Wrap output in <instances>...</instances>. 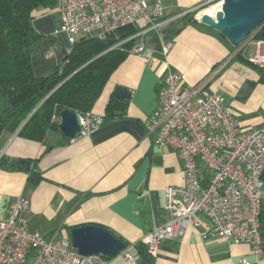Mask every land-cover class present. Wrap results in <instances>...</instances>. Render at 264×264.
Instances as JSON below:
<instances>
[{
    "label": "crops",
    "instance_id": "0c3cea01",
    "mask_svg": "<svg viewBox=\"0 0 264 264\" xmlns=\"http://www.w3.org/2000/svg\"><path fill=\"white\" fill-rule=\"evenodd\" d=\"M148 1H160L165 18L173 19L214 0ZM187 20H167L143 38L135 36L136 26L78 38L106 40L115 46L133 43L91 112L104 118V123L90 136L69 143L57 132L36 142L21 137L20 129H6L0 138V158L13 170L0 167V222L7 218L13 201L22 197L31 202L27 217L32 230L70 239L74 228L103 227L122 239L130 252L141 255L139 264H236L242 258L264 264V255L254 254L246 244L205 238L203 226L191 227L183 238L161 241L156 256H143L137 248L171 220L166 190L185 180L176 151L157 146L146 129L147 120L160 107L159 91L170 72L182 73L189 86L205 81L209 90L225 98L244 131L264 130V68L250 64L255 53L252 41L235 48L218 31ZM32 25L41 36L33 48V72L46 77L64 65L73 46L59 32L56 9H38ZM141 45L143 52L136 53ZM118 87L128 90L130 99L116 100ZM111 100L126 109L114 111L105 122ZM27 161L43 177L37 185L29 181L27 171L18 169ZM261 235L264 251V197ZM113 262L122 264V257Z\"/></svg>",
    "mask_w": 264,
    "mask_h": 264
},
{
    "label": "built area",
    "instance_id": "2783aa9c",
    "mask_svg": "<svg viewBox=\"0 0 264 264\" xmlns=\"http://www.w3.org/2000/svg\"><path fill=\"white\" fill-rule=\"evenodd\" d=\"M223 1L214 0L173 19L165 18L160 1L148 0H61L56 13L61 19L59 32L73 46L79 37L98 31L112 33L127 26H136L135 36L143 38L167 20L193 13L201 23L202 16L215 15ZM260 30L253 35L255 53L250 64L264 68V39L256 38ZM143 50L141 45L135 52ZM159 102L146 129L154 135L157 146L176 151L184 164L185 180L183 185L166 190L171 220L145 238L149 255H157L161 241L183 238L193 226H203L205 238L246 244L254 254L264 255V130L244 131L222 95L209 90L205 81L185 84L180 72H170L164 78ZM103 123L104 118L92 113L82 116L77 138L90 136ZM30 211L31 202L18 197L0 222V264H28L30 259L32 264H114L117 257H122V264H139L141 260L127 248L111 259L81 256L70 239L57 234L46 237L32 230L27 217ZM236 264L250 263L242 258Z\"/></svg>",
    "mask_w": 264,
    "mask_h": 264
},
{
    "label": "trees",
    "instance_id": "16d2710c",
    "mask_svg": "<svg viewBox=\"0 0 264 264\" xmlns=\"http://www.w3.org/2000/svg\"><path fill=\"white\" fill-rule=\"evenodd\" d=\"M60 1L0 0V100L4 102L0 110V138L6 129H20L21 137L43 142L49 132L60 133L61 112L68 110L81 116L91 113L111 76L130 54L132 41L114 48L115 44L106 40L83 39L65 56V70L63 65L46 77H37L32 54L41 36L33 29V14L41 8L56 9ZM194 15L184 18L197 23ZM259 30L256 38L262 39L264 24L256 29ZM118 109L125 112L126 106L111 100L105 122ZM29 163L18 169L27 171L29 181L37 185L43 177ZM0 167L13 170L2 159ZM137 248L143 256H150L146 246Z\"/></svg>",
    "mask_w": 264,
    "mask_h": 264
},
{
    "label": "water",
    "instance_id": "95a60500",
    "mask_svg": "<svg viewBox=\"0 0 264 264\" xmlns=\"http://www.w3.org/2000/svg\"><path fill=\"white\" fill-rule=\"evenodd\" d=\"M204 24L218 31L228 42L240 46L256 29L264 24V0H224L215 15L205 13L201 18ZM264 39V30L261 33ZM67 64L63 66L65 70ZM131 93L118 87L116 100L130 99ZM82 129V116L79 113L65 110L61 112L59 130L64 138L75 140ZM24 164V161L21 162ZM70 239L73 247L81 256H103L107 259L118 256L126 249V243L109 230L86 225L71 230Z\"/></svg>",
    "mask_w": 264,
    "mask_h": 264
},
{
    "label": "rangeland",
    "instance_id": "374dc122",
    "mask_svg": "<svg viewBox=\"0 0 264 264\" xmlns=\"http://www.w3.org/2000/svg\"><path fill=\"white\" fill-rule=\"evenodd\" d=\"M210 15H214L213 13ZM257 32V31H256ZM255 33V32H254ZM250 35L239 47L244 46L245 44H249L251 41H253V35ZM239 47H235V48H239ZM4 108V102L2 100H0V110H2ZM29 264V263H28ZM30 264H32V260L30 259Z\"/></svg>",
    "mask_w": 264,
    "mask_h": 264
},
{
    "label": "bare ground",
    "instance_id": "6f19581e",
    "mask_svg": "<svg viewBox=\"0 0 264 264\" xmlns=\"http://www.w3.org/2000/svg\"><path fill=\"white\" fill-rule=\"evenodd\" d=\"M212 14V13H211Z\"/></svg>",
    "mask_w": 264,
    "mask_h": 264
}]
</instances>
